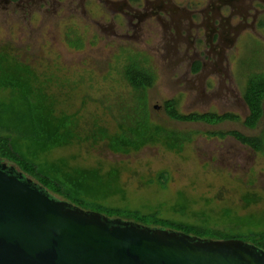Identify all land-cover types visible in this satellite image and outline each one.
Segmentation results:
<instances>
[{
  "label": "rangeland",
  "instance_id": "1",
  "mask_svg": "<svg viewBox=\"0 0 264 264\" xmlns=\"http://www.w3.org/2000/svg\"><path fill=\"white\" fill-rule=\"evenodd\" d=\"M25 1L18 9L0 0V51L30 65L42 80L52 77L49 89L58 97L59 110L78 114L82 122L98 118L117 130L119 109L132 106L141 96L123 78L126 62L138 55L156 75L147 92L153 121L193 134L181 153L156 145L121 155L101 143H89L56 149L52 160L66 158L74 165L101 168L104 174L117 169L119 184L111 190L122 188L124 195L109 199L116 207L222 227L238 217L254 216L261 224L254 231L264 229V154L230 134L212 135L236 131L255 137L264 131V117L257 129L245 127L248 108L243 100L250 74L264 73V0L248 1L246 5L253 7L240 13L229 14L222 6L215 27L209 18L218 9V0H172L177 9L169 10L180 22L172 24L162 11L167 25L154 17L127 34L125 20L117 15L115 31L120 36L112 31L111 6L99 0ZM139 2L136 6L142 10L143 0ZM75 37L81 46L71 43ZM209 57L213 67L195 73L192 61L208 63ZM7 97V91L0 92V100ZM168 100L178 101L185 114L231 113L236 119L217 126L177 122L164 111ZM3 163L20 172L14 164ZM162 172L169 176L165 188L158 182ZM247 196L258 200L248 204ZM179 204L186 206L184 212ZM227 211L230 217L225 216ZM247 230L242 227L240 232Z\"/></svg>",
  "mask_w": 264,
  "mask_h": 264
},
{
  "label": "trees",
  "instance_id": "2",
  "mask_svg": "<svg viewBox=\"0 0 264 264\" xmlns=\"http://www.w3.org/2000/svg\"><path fill=\"white\" fill-rule=\"evenodd\" d=\"M70 36V35H68ZM75 37L71 43L81 46ZM123 78L128 85L140 93L132 106H122L118 115L117 130H110L100 119L82 122L76 113L59 110L58 97L49 89L52 77L42 80L30 65L5 51H0V92H8L6 100H0V160L17 166L44 190L59 199L85 211L100 213L110 219H121L135 224L185 233L207 240L240 239L264 250V229L254 231L261 224L249 216L239 218L229 226L211 225L209 222L193 224L174 222L158 214H145L129 207L111 205L109 199L124 195L122 188L112 191L119 184V171L111 169L104 174L101 168H86L71 164L66 158L52 160L56 149L81 144H103L111 152L121 155L137 153L149 146L161 145L168 151L181 153L191 142V133L170 130L155 123L148 105L147 92L156 83V75L146 67V62L137 55L126 62ZM47 77V76H46ZM243 98L249 115L245 127L257 129L264 117V73L250 74ZM167 116L181 123H202L217 126L236 119L233 114L191 113L181 111L176 100L164 103ZM236 138L242 145L256 153L264 154V131L258 136H247L240 132H217L212 134L224 138ZM168 174L158 176L159 184L165 188ZM105 189V190H104ZM104 193V194H103ZM258 198L246 197L248 204ZM184 212L185 205H181ZM230 217V211L225 214ZM242 227L246 232H240ZM255 227V228H254ZM248 232V233H247Z\"/></svg>",
  "mask_w": 264,
  "mask_h": 264
},
{
  "label": "water",
  "instance_id": "3",
  "mask_svg": "<svg viewBox=\"0 0 264 264\" xmlns=\"http://www.w3.org/2000/svg\"><path fill=\"white\" fill-rule=\"evenodd\" d=\"M0 264H264V250L85 211L0 160Z\"/></svg>",
  "mask_w": 264,
  "mask_h": 264
},
{
  "label": "flooded vegetation",
  "instance_id": "4",
  "mask_svg": "<svg viewBox=\"0 0 264 264\" xmlns=\"http://www.w3.org/2000/svg\"><path fill=\"white\" fill-rule=\"evenodd\" d=\"M6 2V4L12 5L15 8H20L23 9L24 6V2H27L25 0H4ZM57 1V0H55ZM59 2H61L60 0H58ZM85 3V0H82ZM101 1V3L105 4L109 9L110 6L112 8V12H113V19H112V23H111V27L114 28L113 34L120 36L116 31V27L117 25L115 24V19L117 15H120L126 22L127 25V34H129L130 31H138L139 30V25H142V23L146 20H149L150 18H154L156 17V19H158L159 21H161L162 23H164V25H167L164 22V18L163 15L161 16L162 11L170 16L172 24L174 23H178L181 21V19L178 18V16L176 15V17L173 16L172 11H170V7H175L172 3V0H157L156 2H153V0H143V8L142 10L136 6L139 5L140 6V2L139 0H120V1H110V0H99ZM218 9L213 11L212 15L210 16L209 20L210 23L213 22L212 27H215L216 24V20L217 18L220 16V10L222 6H227L229 9V14H233L235 13H240L242 11L247 10L248 8H251L253 6H247L246 3H248V1H250V4L253 2L252 0H218ZM139 2V4H137ZM213 2V1H212ZM84 7V6H83ZM177 9V7H175ZM219 12V13H218ZM216 13V14H215ZM158 16V17H157ZM247 17V16H246ZM246 17L244 18L246 20ZM138 23V25H137ZM228 23L230 24V15L228 16ZM233 30L230 28V33ZM223 34V33H222ZM213 57V56H212ZM211 59L209 57V62H204V61H192V64H194V72L199 74L202 73L204 71H207L208 69H210L211 67H213V65L211 64ZM244 100V98H243ZM245 105L247 106L245 100H244ZM248 108V106H247ZM229 114V113H227ZM231 114V113H230ZM224 115V114H222ZM248 115H249V109H248ZM247 118V117H246ZM245 118V120H246ZM244 120V121H245Z\"/></svg>",
  "mask_w": 264,
  "mask_h": 264
}]
</instances>
